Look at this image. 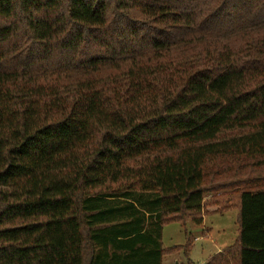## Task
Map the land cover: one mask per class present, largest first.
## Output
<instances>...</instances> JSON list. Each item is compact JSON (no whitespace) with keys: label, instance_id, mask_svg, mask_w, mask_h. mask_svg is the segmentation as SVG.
I'll return each instance as SVG.
<instances>
[{"label":"trees","instance_id":"trees-1","mask_svg":"<svg viewBox=\"0 0 264 264\" xmlns=\"http://www.w3.org/2000/svg\"><path fill=\"white\" fill-rule=\"evenodd\" d=\"M231 209L204 264H264V0H0V264L189 260L163 225Z\"/></svg>","mask_w":264,"mask_h":264},{"label":"rangeland","instance_id":"rangeland-1","mask_svg":"<svg viewBox=\"0 0 264 264\" xmlns=\"http://www.w3.org/2000/svg\"><path fill=\"white\" fill-rule=\"evenodd\" d=\"M231 188H225L220 192ZM214 192L207 193V198ZM233 199V198H232ZM212 208V209H210ZM213 210L215 207H210ZM237 211L231 209L224 213H208L204 215L202 225H192L190 223L183 226L178 222H172L163 225L161 243L164 249H171L175 246L182 247L186 243V233H190L194 242L188 251V258L184 255L181 248L172 252H167L162 256L161 264H187L191 261L193 264H204L210 254H213L224 247L234 243L237 237ZM204 229L206 230L203 235ZM206 234L208 236L206 237ZM219 249V250H218Z\"/></svg>","mask_w":264,"mask_h":264},{"label":"crops","instance_id":"crops-1","mask_svg":"<svg viewBox=\"0 0 264 264\" xmlns=\"http://www.w3.org/2000/svg\"><path fill=\"white\" fill-rule=\"evenodd\" d=\"M207 236H208V234H206V237H207ZM218 250H219V249H218ZM219 251H221V250H219ZM219 251H217V252H219ZM217 252H215V253H217ZM213 254H214V253H213ZM210 255H212V254H210ZM210 255H209V256H210Z\"/></svg>","mask_w":264,"mask_h":264}]
</instances>
